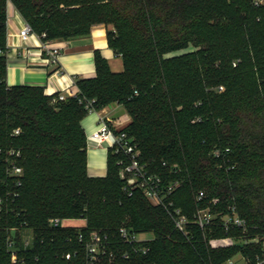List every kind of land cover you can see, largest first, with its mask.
<instances>
[{
	"label": "trees",
	"instance_id": "trees-1",
	"mask_svg": "<svg viewBox=\"0 0 264 264\" xmlns=\"http://www.w3.org/2000/svg\"><path fill=\"white\" fill-rule=\"evenodd\" d=\"M260 1L0 0L3 52L9 2L35 33L52 41L88 36L95 25L112 26L108 44L123 61V71L113 74L96 53L95 76L77 80L75 96L52 104L42 87L7 86L6 57L0 54V198L6 207L0 218V264H81L82 255L71 261L64 256L82 254L78 236L86 240L92 231L111 242L113 256L101 257L99 264H222L226 259L227 252L211 249L205 240L224 235L221 227L191 228L187 241L141 192L128 196L118 155L108 153L104 178L87 175L80 121L88 100L98 109L112 103L125 109L130 122L120 131L137 144L140 162L164 183L180 182L171 196L174 206L191 218L194 197L203 191L206 199L200 206L207 202L222 213L234 207L245 221V230L232 229L229 235L258 237L264 245ZM188 48L195 50L168 57ZM15 129L19 133L13 136ZM214 149L221 151L218 158ZM10 150L18 153L19 187L7 173ZM7 192L18 197H6ZM50 219L83 220L84 225L54 227ZM122 226L152 235L136 245L148 248L145 254L120 243ZM28 232L32 237L24 248ZM9 240L14 241L16 262ZM242 251L250 258L264 252L260 247Z\"/></svg>",
	"mask_w": 264,
	"mask_h": 264
},
{
	"label": "built area",
	"instance_id": "built-area-1",
	"mask_svg": "<svg viewBox=\"0 0 264 264\" xmlns=\"http://www.w3.org/2000/svg\"><path fill=\"white\" fill-rule=\"evenodd\" d=\"M11 4L8 2L7 6ZM12 6V5H11ZM18 16V12H16ZM19 17H21L19 15ZM22 18V17H21ZM18 40L20 43H26L31 39L38 42L37 49L40 53V57L45 63V65H50L55 68L56 73H60L59 67V56L61 48L58 47L54 41L46 39L45 33L37 34L32 28L24 21L22 18V27L19 29ZM6 51H1L0 54H4L5 57L11 53L16 56L19 52L18 46H11V48L5 47ZM30 54L27 49H22V56ZM219 91L223 88L219 87ZM77 92H58L56 94H51V103L57 101H64L68 97H73ZM136 95V92H134ZM84 108L87 113H95L98 118V128L94 131L88 138H86L87 148L90 146L100 147L101 145L107 143V149L111 154H116L119 156L117 165L119 169V177L123 183V191L131 196L135 191L141 192L142 196L154 207L162 209L167 218L172 222L174 229L180 232L187 241L192 239L191 228H197L204 232L208 228L221 227L225 231L231 229H241L245 230V221L239 216L238 212L234 207L228 208L226 213L215 212L206 202V206H200L206 199L203 191H199L195 197L196 209L192 214L191 218L187 214L183 213L182 210L174 206L171 201V196L179 188L180 182L178 180L170 181L164 183L162 178L155 174L149 173L147 166L140 162V151L137 144L127 136L125 132L113 131L109 126L107 118L101 113V109L95 108L94 101L88 100L84 102ZM19 129L13 131V136L18 135ZM228 151V150H226ZM213 156L218 158L221 155L219 149L213 150ZM18 153L14 150L8 152V159H6L7 173L9 176L15 177V184L19 187L20 181L19 177L22 174V170L16 164L14 157H17ZM10 196L13 198L18 197L16 192H7L6 197ZM210 203V202H209ZM216 201H211V204H215ZM6 207L4 200L0 198V218L2 214L5 213ZM49 224L51 226L65 227L63 220L50 219ZM117 236L121 244L130 246L134 252H141L145 254L148 251L146 247H136L137 244L147 243L150 238L144 234H138L132 230L122 226L117 231ZM32 237V236H31ZM31 237L28 235V239L22 238L23 247H28L31 241ZM78 241L82 243V254L74 251L73 253L66 254L65 260L71 261V259H76L82 255L83 262L81 264H99L101 257L107 254L112 257L113 253L110 251L111 242L108 236L99 232L92 231L89 233L88 238L84 240L82 235L78 236ZM14 241H8V248L11 251V260L16 262L15 249L13 248ZM127 253L123 254L124 258H127ZM225 264H264V252L260 256H255L250 258L248 256L242 255L239 261L227 262Z\"/></svg>",
	"mask_w": 264,
	"mask_h": 264
},
{
	"label": "crops",
	"instance_id": "crops-1",
	"mask_svg": "<svg viewBox=\"0 0 264 264\" xmlns=\"http://www.w3.org/2000/svg\"><path fill=\"white\" fill-rule=\"evenodd\" d=\"M21 27L22 18L16 15L13 6H7L5 46L8 48L18 46L17 51L19 52L16 56L9 53L6 57L5 84L7 86L42 87L46 96L58 92L75 93L78 91L75 85L77 80L95 76L94 55L96 53L105 60L111 73L118 74L123 71L122 58L115 55L108 44L107 32L111 30L109 27L95 25L88 36L67 41H54L61 48L60 73H56L53 66L45 65L39 55L36 40L31 39L26 43H20L17 33ZM22 49H27L30 54L23 57ZM101 113L107 118L113 131L123 129L130 122L125 109L117 103L104 107ZM80 126L85 137L88 138L98 128L97 114H86L81 119ZM95 152H97L98 159L96 168L91 164L92 155L90 153L87 155L86 151L87 175L91 178H104L107 173V155L109 153L107 143L96 147Z\"/></svg>",
	"mask_w": 264,
	"mask_h": 264
},
{
	"label": "rangeland",
	"instance_id": "rangeland-1",
	"mask_svg": "<svg viewBox=\"0 0 264 264\" xmlns=\"http://www.w3.org/2000/svg\"><path fill=\"white\" fill-rule=\"evenodd\" d=\"M260 2L262 3L263 1L261 0ZM102 26H105V25H102ZM105 27H109L110 29H112V26H110V25H106ZM194 50H195L194 48H188L187 50H184V51H179L176 53L169 54L168 57L183 55L187 52H192ZM86 114H88V113H86ZM91 147H92V149H91ZM95 148L96 147L90 146L87 149V155H89V153H90V155H92L91 164L94 168H96L98 165L97 152H95ZM181 197H184V196L181 195L180 198ZM216 211L218 212V210H216ZM68 220H77V219H68ZM63 224L65 226L68 225V226H73V227H82L84 224V221L83 220L67 221V219H64ZM8 230L10 232H13L14 229L9 228ZM213 231H215V230H213ZM221 231L224 233V235L222 234V235H218V236L210 237V238L205 237V240L211 249H213V250H224L225 252H227L226 259L222 262V264H225L227 262L239 261V259L243 255L242 249L245 247H251L254 250H257V248L260 247L264 250V245L258 237H255L253 239H244L242 236L229 235L230 232L232 231V229L229 230L228 232L225 231L224 229H222ZM143 234L150 239L152 238V235H150V234H147V233H143ZM28 235H29V237H31V234L29 232L27 234L24 233L23 237L28 239L27 238Z\"/></svg>",
	"mask_w": 264,
	"mask_h": 264
}]
</instances>
